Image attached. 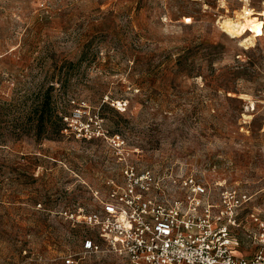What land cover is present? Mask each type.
I'll use <instances>...</instances> for the list:
<instances>
[{
    "label": "rangeland",
    "instance_id": "374dc122",
    "mask_svg": "<svg viewBox=\"0 0 264 264\" xmlns=\"http://www.w3.org/2000/svg\"><path fill=\"white\" fill-rule=\"evenodd\" d=\"M244 6L252 46L221 27ZM75 110L90 139L65 129ZM103 134L264 217V0H0V264H127L70 218L121 182Z\"/></svg>",
    "mask_w": 264,
    "mask_h": 264
},
{
    "label": "built area",
    "instance_id": "2783aa9c",
    "mask_svg": "<svg viewBox=\"0 0 264 264\" xmlns=\"http://www.w3.org/2000/svg\"><path fill=\"white\" fill-rule=\"evenodd\" d=\"M79 112L63 117L65 129L90 139ZM77 124V125H76ZM103 137L120 163L121 182L99 200L95 210L70 215L95 232L108 251L127 264H264V217L246 215L250 198L236 187L209 186L192 175H159L139 168L124 155L125 141ZM83 254L101 251L91 238ZM252 251L249 257L234 252ZM64 264H74L69 256Z\"/></svg>",
    "mask_w": 264,
    "mask_h": 264
},
{
    "label": "bare ground",
    "instance_id": "6f19581e",
    "mask_svg": "<svg viewBox=\"0 0 264 264\" xmlns=\"http://www.w3.org/2000/svg\"><path fill=\"white\" fill-rule=\"evenodd\" d=\"M253 11L244 6L238 13L235 19H224L221 22V27L230 37L236 39L241 38L244 45L252 46L256 37L262 35L260 27L257 26L258 20L252 17ZM248 32L250 36L244 35Z\"/></svg>",
    "mask_w": 264,
    "mask_h": 264
}]
</instances>
